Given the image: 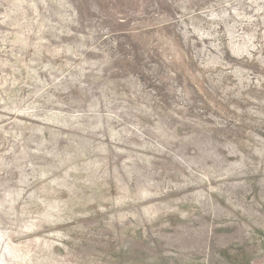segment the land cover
<instances>
[{"label": "rangeland", "instance_id": "obj_1", "mask_svg": "<svg viewBox=\"0 0 264 264\" xmlns=\"http://www.w3.org/2000/svg\"><path fill=\"white\" fill-rule=\"evenodd\" d=\"M0 264H264V0H0Z\"/></svg>", "mask_w": 264, "mask_h": 264}]
</instances>
